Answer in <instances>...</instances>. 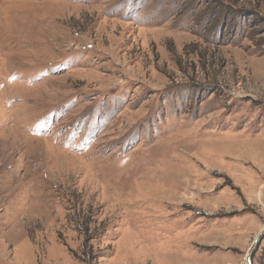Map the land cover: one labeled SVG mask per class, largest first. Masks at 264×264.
<instances>
[{"label":"rangeland","instance_id":"obj_1","mask_svg":"<svg viewBox=\"0 0 264 264\" xmlns=\"http://www.w3.org/2000/svg\"><path fill=\"white\" fill-rule=\"evenodd\" d=\"M263 230L264 0H0V264H246Z\"/></svg>","mask_w":264,"mask_h":264},{"label":"water","instance_id":"obj_2","mask_svg":"<svg viewBox=\"0 0 264 264\" xmlns=\"http://www.w3.org/2000/svg\"><path fill=\"white\" fill-rule=\"evenodd\" d=\"M263 236H264V230L255 239V241L253 242L252 246L250 247V250L248 251V253L246 255V264H251V261H250L251 252L254 250V248L257 246V244H259V242L262 240Z\"/></svg>","mask_w":264,"mask_h":264}]
</instances>
